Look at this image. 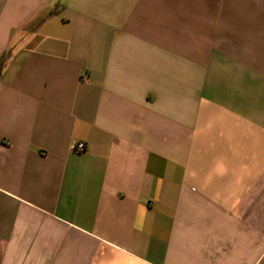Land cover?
Wrapping results in <instances>:
<instances>
[{
    "label": "crops",
    "instance_id": "obj_1",
    "mask_svg": "<svg viewBox=\"0 0 264 264\" xmlns=\"http://www.w3.org/2000/svg\"><path fill=\"white\" fill-rule=\"evenodd\" d=\"M1 58L0 264H264V0H0Z\"/></svg>",
    "mask_w": 264,
    "mask_h": 264
},
{
    "label": "built area",
    "instance_id": "obj_2",
    "mask_svg": "<svg viewBox=\"0 0 264 264\" xmlns=\"http://www.w3.org/2000/svg\"><path fill=\"white\" fill-rule=\"evenodd\" d=\"M72 148L74 151H81L84 148V143L82 141H77L73 143Z\"/></svg>",
    "mask_w": 264,
    "mask_h": 264
},
{
    "label": "trees",
    "instance_id": "obj_3",
    "mask_svg": "<svg viewBox=\"0 0 264 264\" xmlns=\"http://www.w3.org/2000/svg\"><path fill=\"white\" fill-rule=\"evenodd\" d=\"M2 62H3V59L1 58V59H0V67H1V65H2Z\"/></svg>",
    "mask_w": 264,
    "mask_h": 264
}]
</instances>
